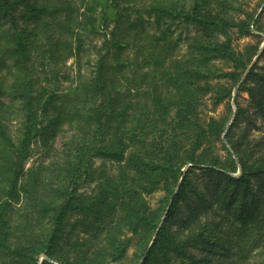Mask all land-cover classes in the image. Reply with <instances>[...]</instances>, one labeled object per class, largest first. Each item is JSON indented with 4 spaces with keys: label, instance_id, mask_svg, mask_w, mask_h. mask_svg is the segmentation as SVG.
<instances>
[{
    "label": "trees",
    "instance_id": "16d2710c",
    "mask_svg": "<svg viewBox=\"0 0 264 264\" xmlns=\"http://www.w3.org/2000/svg\"><path fill=\"white\" fill-rule=\"evenodd\" d=\"M254 7L0 0V264H129L134 241V264H264Z\"/></svg>",
    "mask_w": 264,
    "mask_h": 264
},
{
    "label": "rangeland",
    "instance_id": "374dc122",
    "mask_svg": "<svg viewBox=\"0 0 264 264\" xmlns=\"http://www.w3.org/2000/svg\"><path fill=\"white\" fill-rule=\"evenodd\" d=\"M101 1H103V2H105V0H101ZM259 3H260V0H252V4H253V6H255L254 8H256V7H258V5H259ZM101 9V8H100ZM262 24L264 25V14H263V18H262ZM178 33H179V31L178 32H176V35H178ZM255 33H260L259 31H256ZM262 33V32H261ZM175 35V36H176ZM262 44H261V54L263 53V50H264V33H262ZM258 38H256L255 36H247V37H243L242 39H241V42H242V45H244L245 43H248V42H251V43H256V42H258ZM183 48H185V46L183 47ZM261 54L259 53V54H257V56L255 57V62L256 61H258L259 60V58H260V56H261ZM260 55V56H259ZM255 62H253L252 64H251V66H253V64L255 63ZM260 64H264V54H262V57L260 58ZM74 59H71L70 61H69V66H71V68H74ZM246 98H248V93L247 92H245V91H243L242 93H241V96H240V100H242L243 101V103L245 104V99ZM226 111V103H222L220 106H218V108H217V110H216V112H214V113H216L215 115H220L221 113H224ZM62 140H63V138H62V136H59V139H58V144L59 145H61V143H62ZM224 152V151H223ZM101 161H99L98 163H100ZM190 165L191 164H188L184 169L186 170H188V168H190ZM242 173V166H240L239 165V170L237 171V172H232V174L233 175H239V174H241ZM194 176H192V179H198V182H197V186H198V189L200 190V191H203V190H206V185H207V182L209 181V179L207 178H203L202 176H201V178H198L199 176H197V175H195V174H193ZM206 177H208V176H206ZM214 182H216V180H210L209 181V184H211V185H213L214 184ZM206 184V185H205ZM189 194H191V200H193L194 201V203H195V205H197V206H199L198 204H197V202L195 201V200H197V198H198V196H197V194L196 193H192L191 191H190V189H189ZM162 196H164V192H162V191H159V192H157V193H155L154 195H151V196H149V200H150V202L153 204V205H158L159 204V202H160V199L162 198ZM210 203H208L204 208H201V209H199V210H190L189 208H184V205H183V208L185 209L184 210V212H181L180 213V219H184L185 217H188V219L191 221V222H193L194 221V225H195V223H199V222H201V221H205V220H207V219H212V218H215V216H214V214H215V210L216 209H211L210 208V205H209ZM219 207V205L218 204H216L215 205V208H217V210H220V208H218ZM179 222H181L180 224H184V222L183 221H179ZM179 223H178V225H180ZM189 224H192L193 225V223H189ZM176 226V225H174L175 226V228L176 229H183L182 227H179V226ZM186 225H187V223H186ZM136 241H134V243H133V245H132V247L130 248V250H129V264H134V262H136V260H139L140 261V263H142V261L144 260V258H140L138 255L136 256L135 255V251L137 250L136 249ZM237 248V247H236ZM235 250V249H234ZM237 250V249H236ZM235 250V251H236ZM247 250V249H246ZM255 253V251L253 252V254ZM211 255H212V253H211ZM251 258H250V260L251 261H253L254 260V256L252 255V256H250ZM43 259V258H42ZM244 263H242V264H246V262H248V261H243Z\"/></svg>",
    "mask_w": 264,
    "mask_h": 264
}]
</instances>
